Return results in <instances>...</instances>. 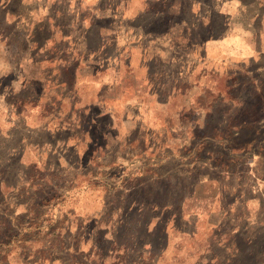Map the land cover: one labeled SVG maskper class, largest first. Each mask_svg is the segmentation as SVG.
Instances as JSON below:
<instances>
[{"label":"crops","instance_id":"obj_1","mask_svg":"<svg viewBox=\"0 0 264 264\" xmlns=\"http://www.w3.org/2000/svg\"><path fill=\"white\" fill-rule=\"evenodd\" d=\"M204 2L0 0L4 215L32 217L35 193L59 174L63 189L49 216L68 233L105 232L106 163L115 162L124 143L162 126L158 114L180 82L192 80L199 90L200 75L218 62L264 64V0ZM228 194L229 200L215 189L205 201L199 195L184 222L191 231L184 228L176 241L169 236L153 264L170 259L173 247L171 264H264V197L257 207L248 191ZM90 202L96 207L87 208Z\"/></svg>","mask_w":264,"mask_h":264},{"label":"rangeland","instance_id":"obj_2","mask_svg":"<svg viewBox=\"0 0 264 264\" xmlns=\"http://www.w3.org/2000/svg\"><path fill=\"white\" fill-rule=\"evenodd\" d=\"M200 1L206 7L207 0ZM207 12L201 10L202 21ZM243 64L218 62L210 75H200L199 90L190 86L192 80L180 82L176 98L157 113L162 126L124 143L115 162L106 163L105 232L87 238L68 233L61 219L49 216L52 200L63 189L57 174L35 193L32 217L16 220L9 210L8 215L0 210V264H153L167 238L176 241L184 228L191 231L193 224L184 222L192 219L199 195L205 201L218 189L229 200V192L243 189L253 205H261L264 72L257 70L260 63ZM86 207L93 209L96 203ZM168 252L164 264L175 261V248Z\"/></svg>","mask_w":264,"mask_h":264}]
</instances>
